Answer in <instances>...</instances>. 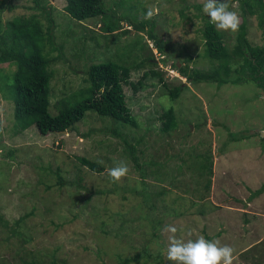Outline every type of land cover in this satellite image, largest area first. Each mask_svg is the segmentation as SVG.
I'll list each match as a JSON object with an SVG mask.
<instances>
[{"label":"rangeland","instance_id":"obj_1","mask_svg":"<svg viewBox=\"0 0 264 264\" xmlns=\"http://www.w3.org/2000/svg\"><path fill=\"white\" fill-rule=\"evenodd\" d=\"M48 1L56 19L55 42L61 48V52L51 54L61 57L51 66L55 75L50 113L57 115L65 104L73 106L82 100L77 96L87 86L85 71L92 64L113 62L132 69L131 82L143 83L138 91L124 86L140 128H123L111 118L88 112L69 135L44 136L36 126L19 134L13 104L0 87V263L37 260L40 264H121L139 254L143 258L130 264H172L166 257L170 236L187 241L203 235L207 240L218 239L222 246H231L233 264H264L262 90L253 82L218 87L188 81L171 63L162 62L163 54L147 32L130 27V34L106 35L100 19L78 23L65 11L66 0ZM8 2L14 9L3 13L4 23L31 13L26 8L33 5L31 0ZM106 2L120 16L138 18L140 13L136 23L143 19L156 22L162 43L171 47V58L179 67L193 56L191 68H211L206 58L198 56L204 52V41L197 31L203 28L205 19L196 18L197 6L204 5L205 0ZM149 11L152 15L146 18ZM248 38L255 45L264 44V31L256 19L249 21ZM227 41L233 45L235 38ZM148 56H153L157 64L151 60L137 69ZM0 69L11 75L16 67L3 63ZM151 69L164 72L170 89L186 83L181 97L172 100L160 77L145 78ZM170 109L178 126L163 133L161 117ZM118 127L130 142H135L134 136L145 138L143 147L149 148L142 162H164L168 155L173 157L162 185L147 168L148 192L167 188L170 191L165 196L151 201L141 194V175L126 159L123 141L113 135L112 129ZM207 156L213 159L212 175L201 170ZM83 157L103 161L100 165L106 171H90L82 166ZM119 161H125L129 171L121 180L113 181L107 169ZM58 171L62 185L58 184ZM136 187L139 194L133 193ZM29 213L25 222L15 224ZM166 226L176 227L177 232L163 231ZM13 227L23 237L13 234ZM24 238L27 243L21 241Z\"/></svg>","mask_w":264,"mask_h":264},{"label":"trees","instance_id":"obj_2","mask_svg":"<svg viewBox=\"0 0 264 264\" xmlns=\"http://www.w3.org/2000/svg\"><path fill=\"white\" fill-rule=\"evenodd\" d=\"M31 1L33 5H25L31 11L30 14L17 16L4 23L3 13L6 10H13L14 6L8 0H0V64L9 63L16 67L11 75L3 73L0 69V87L13 104L17 132L19 134L24 133L32 126H36L40 134L44 136L66 130L72 132L75 130V125L82 121L88 112H94L101 118H111L120 123L123 128L139 129L140 123L129 107L124 86L130 85L135 91H138L143 83L141 81L138 83L131 82L132 69L113 62L92 64L85 71L87 86L82 88V93L77 96L78 99L81 97L82 100L73 106L65 104L57 115L50 113V95L55 75L51 66L61 57V54L59 57H51V54L55 51L61 52V48L57 47L55 42L54 8L48 0ZM66 3L65 11L72 19L78 23L100 19V28L106 35L130 34L132 30L128 27L139 33L147 32L149 40L163 54L162 62L167 65L171 63L181 77L188 81L206 82L216 84L218 87L229 83L247 85L253 82L264 94V44L255 45L248 38L249 21L252 19H256L259 29L264 31V0H230V10L235 11L242 22L237 33L217 30L210 23L208 16L203 13V5L197 6L199 12L196 18L205 19L203 28L197 31L204 41V52L198 56L206 58L212 65L209 70L203 71L190 67L189 62L194 61L193 56L187 58L188 64L179 67L175 59L171 58L173 56L170 52L171 47L162 43L163 39L159 35L161 30L159 33L156 22L143 19L142 22L136 23L141 18L140 13L138 18L120 16L107 7L106 0L105 2L104 0H66ZM236 3L237 6H235ZM148 27L150 28L148 29ZM232 37L235 38L233 45L227 41ZM149 61L157 64L153 56H148V59L142 60L136 68H143L145 62ZM149 75L160 77L161 82L165 81V74L161 70L151 69L144 74V77L147 78ZM164 85L169 88L167 81L164 82ZM185 86L186 83H181L172 89L169 88L168 95L172 100L179 99L182 91L186 88ZM161 119L163 121V133L172 132L178 126L173 109L166 111ZM123 128L112 129V132L115 137L123 141L126 159L133 163L136 171L141 175L140 183L143 190L141 194L145 195L146 200L149 198L151 201L156 198L160 199L170 190L161 187L154 194L149 193L150 185L145 181L148 174L147 168H151L152 175L162 185L168 177L166 168L173 157L168 155L164 162L154 160L142 162L149 148L143 147L147 144L145 138L134 136L133 141L135 142H130L128 135L122 131ZM253 136H258V134ZM233 139L236 140V137ZM80 161L82 166L94 173L106 171L105 167L97 161L85 157L80 158ZM204 163L205 165L201 167V170L205 174L212 175L213 159L207 156ZM1 169L2 167H0ZM177 171L179 174L182 173L181 166L177 168ZM56 174L59 178L58 184L62 185L63 177L59 171ZM47 189H51L48 184ZM146 190L147 193L144 192ZM133 193L139 194V189L134 188ZM31 214L22 216L15 224L20 225L25 222ZM0 223H3V216L1 215ZM5 226L8 227V224L5 223ZM11 231L16 236L23 237L14 227ZM208 240L211 241L209 237ZM21 241L27 243L28 240L24 238ZM29 255L33 256V253L30 252ZM141 258L143 257L138 254L132 259L122 260L121 264L139 262ZM23 261L24 264H40L37 260Z\"/></svg>","mask_w":264,"mask_h":264},{"label":"clouds","instance_id":"obj_3","mask_svg":"<svg viewBox=\"0 0 264 264\" xmlns=\"http://www.w3.org/2000/svg\"><path fill=\"white\" fill-rule=\"evenodd\" d=\"M202 11L217 30L238 31L240 18L235 11L230 10V0H205ZM151 15L149 11L146 18H150ZM128 171L127 163L119 161L115 166L107 169V174L113 181H119L127 175ZM163 231L174 234L177 228L166 226ZM166 257L172 264H233L234 249L228 245L222 246L218 239L209 241L203 235L195 240L187 241L173 235L169 237Z\"/></svg>","mask_w":264,"mask_h":264},{"label":"water","instance_id":"obj_4","mask_svg":"<svg viewBox=\"0 0 264 264\" xmlns=\"http://www.w3.org/2000/svg\"><path fill=\"white\" fill-rule=\"evenodd\" d=\"M259 131H257L258 133ZM56 134H68V131H64V132H57ZM260 135L262 138H264V131L260 132Z\"/></svg>","mask_w":264,"mask_h":264}]
</instances>
